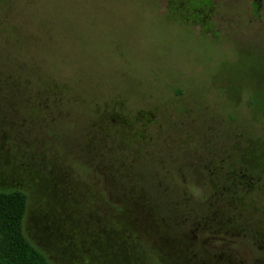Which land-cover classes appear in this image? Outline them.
<instances>
[{
  "label": "rangeland",
  "instance_id": "374dc122",
  "mask_svg": "<svg viewBox=\"0 0 264 264\" xmlns=\"http://www.w3.org/2000/svg\"><path fill=\"white\" fill-rule=\"evenodd\" d=\"M182 1L0 0V190L53 264H264L219 172L261 158L264 0Z\"/></svg>",
  "mask_w": 264,
  "mask_h": 264
},
{
  "label": "trees",
  "instance_id": "16d2710c",
  "mask_svg": "<svg viewBox=\"0 0 264 264\" xmlns=\"http://www.w3.org/2000/svg\"><path fill=\"white\" fill-rule=\"evenodd\" d=\"M170 3L177 11L185 4L182 0ZM27 210L28 197L24 191L0 190V264H53L25 234Z\"/></svg>",
  "mask_w": 264,
  "mask_h": 264
},
{
  "label": "flooded vegetation",
  "instance_id": "af4514ba",
  "mask_svg": "<svg viewBox=\"0 0 264 264\" xmlns=\"http://www.w3.org/2000/svg\"><path fill=\"white\" fill-rule=\"evenodd\" d=\"M259 138L261 141V158L259 159V162H257L253 157H250V153H254V149L251 147V151L248 147H243L240 143L241 135L240 131L237 132L236 143L233 147L230 148V152L225 151L223 152L222 160L220 161V171L222 170L223 176H222V182L224 181L226 184H232V185H238V186H249L253 184H257L260 181L264 180V177L258 173V171L264 170V132L259 134ZM235 138L233 142H235ZM249 151V152H248ZM233 155V166L234 163L238 164L237 168H233L232 164L228 162L229 158H231V154ZM241 158L244 160L240 164ZM229 163V164H228ZM231 172H233L231 174ZM237 172V173H235ZM222 175V174H221ZM224 175H229L228 177H224ZM224 184V183H223ZM224 184V185H226ZM226 197V196H223ZM204 259L203 264H206L208 261L207 257L202 258ZM197 259V260H202ZM180 261V260H178ZM195 260L190 256L187 260L183 261L185 264H194ZM208 264V263H207Z\"/></svg>",
  "mask_w": 264,
  "mask_h": 264
}]
</instances>
